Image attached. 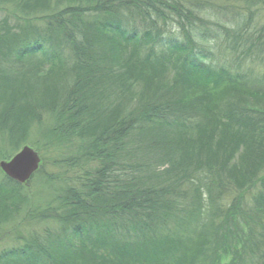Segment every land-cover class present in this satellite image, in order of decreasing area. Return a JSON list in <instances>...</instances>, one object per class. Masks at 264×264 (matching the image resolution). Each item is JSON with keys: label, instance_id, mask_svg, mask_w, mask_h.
<instances>
[{"label": "trees", "instance_id": "trees-1", "mask_svg": "<svg viewBox=\"0 0 264 264\" xmlns=\"http://www.w3.org/2000/svg\"><path fill=\"white\" fill-rule=\"evenodd\" d=\"M213 1L0 0V160L64 172L32 206L0 181V264H264V0L221 41Z\"/></svg>", "mask_w": 264, "mask_h": 264}, {"label": "rangeland", "instance_id": "rangeland-1", "mask_svg": "<svg viewBox=\"0 0 264 264\" xmlns=\"http://www.w3.org/2000/svg\"><path fill=\"white\" fill-rule=\"evenodd\" d=\"M191 1H192L191 3L189 2L190 6H192V4H194L199 0H191ZM204 1H212V0H204ZM234 1L236 2V0ZM234 1L227 2L225 0H214L213 3L215 6H213L211 9L205 8L203 11L197 13V16L199 18L205 20L204 24L208 25V26L205 25L201 28V30L204 31V33H206L208 37H209L208 33H210V35L213 37L214 32H217L219 34L218 39H220L221 41L224 38V35H220V33L223 32V28H232L236 24L240 25L242 23H245V19L248 17V13L240 9V6L243 5L242 1H238L236 3ZM215 23H217L218 26ZM252 24H254L257 28L264 25V8L263 10H261L258 16L254 18ZM168 27L169 30L173 31L172 35L177 39L181 40V34L179 33L180 29L177 26V24L173 21H169ZM198 43L201 45L200 42ZM215 43L216 41H214L213 44ZM230 58L232 57L228 55L225 52V50L223 51L220 45L216 44L215 50H213L212 55L207 56L206 62L209 64H213L215 66H224V65L229 66V64L231 63ZM251 61H252V56H249L247 60L240 61L241 70L244 71L247 67H250L252 68L253 71H255V76H261L262 74H264V68H263L264 64L262 66H256L255 64L258 63L255 62L252 63ZM249 64L251 65L249 66ZM231 70L237 72L239 68H235L231 66ZM2 154L5 155V152L4 153L2 152ZM62 154H65V151L62 150ZM56 156L57 154L56 155L53 154V157L50 158V155L48 154L44 158L42 165L39 171L36 173V175L32 177V179L28 182V184L21 185L22 188L20 189V191H22L24 194L30 197L29 198L30 206L45 202L50 195L52 194L57 195V193L60 192L58 187L61 184L60 177L63 176L64 172H62L61 169L62 167L59 165V163H53V161H55ZM154 158L155 155L150 156V159L153 160ZM156 163L158 166L164 168L163 161H157ZM3 178L4 176L0 172V181L3 180ZM21 219L23 220V218ZM23 221L27 222L26 219H24ZM22 225L25 224L22 223ZM23 232H27V228H24ZM18 243L19 241L16 239L15 236H8L0 241V251L8 247L17 246Z\"/></svg>", "mask_w": 264, "mask_h": 264}, {"label": "water", "instance_id": "water-1", "mask_svg": "<svg viewBox=\"0 0 264 264\" xmlns=\"http://www.w3.org/2000/svg\"><path fill=\"white\" fill-rule=\"evenodd\" d=\"M39 164L40 159L33 150L24 146L9 161H1L0 169L9 179L18 184H23L37 171Z\"/></svg>", "mask_w": 264, "mask_h": 264}, {"label": "bare ground", "instance_id": "bare-ground-1", "mask_svg": "<svg viewBox=\"0 0 264 264\" xmlns=\"http://www.w3.org/2000/svg\"><path fill=\"white\" fill-rule=\"evenodd\" d=\"M24 146H22L17 152H15L9 159H4V160H0V162L1 161H9L13 156H15L17 153H19L20 152V150L23 148ZM26 147H28V148H30L31 150H33V152L36 154V156L40 159V164H39V167H38V169H37V171H35L33 174H32V176H31V178L29 179V180H27V182L26 183H23V184H18V183H16L15 181H13V180H11V179H9L2 171H1V169H0V172L2 173V175L7 179V180H9V181H11L12 183H14V184H16V185H19V186H21V185H26V184H28V182L32 179V177L38 172V170L40 169V167H41V165H42V159H43V156H42V154L40 153V151L39 150H37L35 147H33V146H28V145H26Z\"/></svg>", "mask_w": 264, "mask_h": 264}]
</instances>
